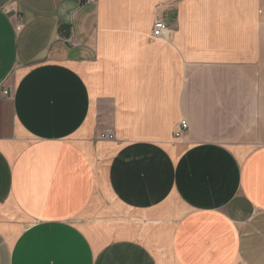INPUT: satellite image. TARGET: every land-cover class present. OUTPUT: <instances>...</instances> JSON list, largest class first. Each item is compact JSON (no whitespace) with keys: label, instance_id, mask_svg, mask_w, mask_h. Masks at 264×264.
<instances>
[{"label":"crops","instance_id":"0c3cea01","mask_svg":"<svg viewBox=\"0 0 264 264\" xmlns=\"http://www.w3.org/2000/svg\"><path fill=\"white\" fill-rule=\"evenodd\" d=\"M256 67L264 0H0V264H264Z\"/></svg>","mask_w":264,"mask_h":264},{"label":"rangeland","instance_id":"374dc122","mask_svg":"<svg viewBox=\"0 0 264 264\" xmlns=\"http://www.w3.org/2000/svg\"><path fill=\"white\" fill-rule=\"evenodd\" d=\"M239 81L246 100V87ZM240 122L250 123V140L254 142L251 146L264 145V69L259 67L250 68V111H240Z\"/></svg>","mask_w":264,"mask_h":264},{"label":"built area","instance_id":"2783aa9c","mask_svg":"<svg viewBox=\"0 0 264 264\" xmlns=\"http://www.w3.org/2000/svg\"><path fill=\"white\" fill-rule=\"evenodd\" d=\"M168 25L161 19L157 18L153 22L151 35L153 37L159 38L164 36V34L168 31ZM8 95V91L5 88L0 89V100ZM188 124L186 120H181L177 124V128L175 130V136H180L185 130H187ZM114 136L112 129H106L99 133L100 138L112 139Z\"/></svg>","mask_w":264,"mask_h":264}]
</instances>
